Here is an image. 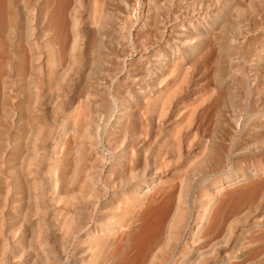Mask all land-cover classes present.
Here are the masks:
<instances>
[{
    "label": "bare ground",
    "instance_id": "obj_1",
    "mask_svg": "<svg viewBox=\"0 0 264 264\" xmlns=\"http://www.w3.org/2000/svg\"><path fill=\"white\" fill-rule=\"evenodd\" d=\"M33 1L19 0L20 25L0 0V264H264V158L208 178L214 149L200 124L174 139L159 115L157 81L218 16L182 5L195 0H93V37L88 0ZM259 118L250 155L264 152ZM155 129L164 140L145 141Z\"/></svg>",
    "mask_w": 264,
    "mask_h": 264
},
{
    "label": "rangeland",
    "instance_id": "obj_2",
    "mask_svg": "<svg viewBox=\"0 0 264 264\" xmlns=\"http://www.w3.org/2000/svg\"><path fill=\"white\" fill-rule=\"evenodd\" d=\"M208 1L209 2L207 3V1L201 2V0H195L194 3H182V5L184 8L188 7L191 11L194 8H196V10H199L201 7L202 9H204L206 11V13L208 15H211V16L217 15L218 16L217 19L211 22V25L214 28L213 33L206 36V37L205 36L203 37V43L201 44V48L193 56H190L188 58L183 59V61L184 60H186V61L183 62L182 59L179 58L176 60V62L170 63L169 64L170 68L167 69L166 74L163 75L157 81L156 84H157V86L164 87L162 89L161 99L158 103L159 104V111H160L159 115H160L161 120L165 121V124L170 123L169 125H166V128L168 130L172 131V132H170L171 137H173L175 139L181 134L186 135V133L190 131L189 128L191 125L193 126L194 123H199L200 126L202 127V129L204 130L203 132L205 133V135L207 137L206 141L213 144L214 150L212 153V157L210 158V161H209V166L211 168L212 173L211 174H205V176L208 178H211V179H216V178H219V177L221 178V177L228 175L232 170V165L236 162H239L241 166L245 167L247 165H251L250 163H252V162L257 163L258 161L263 160V158H264V152H259V153H255L254 155H250L243 148V146H245V144L248 143L250 148L252 150L254 149V148H252L253 144L255 143V141L258 138L256 136L257 133L255 131L257 128V124L259 123L258 119H260L259 117H261V116H263V118H264V94H261V93H264V61H263L264 60L263 59L264 58V38H261V36L264 37V10H263L264 9V0H260V1L259 0H244V1L243 0H218V1L217 0H208ZM249 1H251V2H249ZM33 2L35 5L39 4L37 0H34ZM218 2H219V4H218ZM261 2H263V3H261ZM3 4L4 3H1L2 9H3ZM93 4H94L93 0L86 1V5L89 7V9H91V11L86 12V14H85V18L87 20L85 29H86L87 33L93 35V37H94L95 32H97L95 30L96 27L91 23L92 21L89 20V16H92V13H93ZM170 4L171 3H169V4L165 3L166 7H168V5H170ZM252 4L255 5L254 7H256V8L252 7L253 6ZM256 5H258V6H256ZM217 6H219V7H217ZM110 7H112L116 13H118L117 12L118 9L122 8L120 3H112L110 5ZM4 8H5V6H4ZM208 8H211V9H208ZM6 9H7V6H6L5 10ZM257 9L259 10V12ZM260 9H262V10L260 11ZM253 10H255V11H253ZM3 11H4V9H3ZM10 12L15 17V19L18 21V23L20 25H22V21H21L22 11L20 8L19 0H12ZM209 12L212 14H210ZM257 13H262V14H257ZM133 14H135V13L132 12V15ZM240 15L242 17L245 15L244 16L245 18L244 17L240 18ZM219 16H220V18L222 16L224 18L222 17L220 19ZM239 19L241 20L242 24L240 23ZM242 20H244V21H242ZM258 20L259 21L262 20V21L259 22ZM249 21H250V23H245V22H249ZM257 22H258L259 27H258V25H256ZM240 26H242V27H240ZM248 26H251V27L248 28ZM135 32H136L135 27H132L127 32L128 43H129L131 38L133 41L135 40V38H134ZM238 33H239V35H237ZM259 35H261V36L259 37ZM228 36H230L233 39L235 37L238 39L236 40V38H235L232 41ZM1 38H2V41L6 45H8V38L5 35H3V33L1 35ZM239 38L243 39L244 41L241 40L240 42H238V40H240ZM255 38H257L258 40ZM220 39L222 42L220 41ZM242 41H243V43H242ZM251 41L252 42L254 41L255 44L253 43L254 44L253 45L251 43ZM231 44L237 45L238 47L236 46L235 48H232ZM249 45H251V46H249ZM247 46H249V47H247ZM245 47L248 49H246ZM235 49H238V50H235ZM247 51H249V52H247ZM232 52H234V53H232ZM241 54L243 57L241 56ZM3 55H5V53L0 51V56H3ZM233 55H234L235 59H233ZM229 57H230V59H229ZM206 58H208V59H206ZM214 58H215V61H214ZM255 58H258L259 60L255 59ZM212 60L214 62H212ZM185 62H187V63L185 64ZM178 64H181L182 66L178 65ZM190 65H192V66H190ZM205 66H207V67H205ZM231 66H232V69L234 66V69L235 68H236V70L239 69V71L236 72L234 69L231 70V68H230ZM239 66H240V68H239ZM255 66H258V67L256 68ZM227 68H228V70H227ZM251 68H253V69H251ZM155 71H156V73H159L158 69H156ZM175 71L177 72V74L175 73ZM171 73L173 75H171ZM186 74L188 76H186ZM215 75H216V78H215ZM218 75H219V77H217ZM237 75L241 76L243 78H241V77L238 78ZM188 77L189 78L192 77V78L189 79ZM220 77L222 79H224L225 81L220 79ZM167 80H170V82H169L168 86H165V84L167 83ZM200 80H201V82H200ZM214 80H217L218 82L214 81ZM220 80H222L224 82H222V81L220 82ZM233 80H236V81H233ZM239 80H240V82H239ZM226 81H228L230 83H228V82L225 83ZM184 82H186V83L188 82V84H184ZM238 83H240V84H238ZM241 83H243V84H241ZM237 85H239V86H237ZM233 87H235V88H233ZM238 87L240 89H238ZM219 88H221V89H219ZM204 89H205V91H204ZM235 89H237V91H235ZM243 89H244V91H243ZM202 91H204V92H202ZM236 92L237 93L239 92L238 94H236L237 96L235 95ZM243 92H245V93L242 95L241 93H243ZM259 93H260V95H259ZM204 94H208V95L205 96ZM240 94L242 95V98H241ZM221 98H222V100H219ZM213 99L216 102L211 101ZM233 100H234V102H233ZM255 100H257V101H255ZM209 101H211V102H209ZM252 101H255L257 103V106L255 105L256 103L254 102V104H253ZM217 102H220V103H217ZM165 103L169 104V105L166 104V106L169 108L164 106ZM207 103H208V105H206ZM216 103H217V108H215ZM184 104L186 105V107ZM231 104H233V105H231ZM240 104H241V106H239ZM252 104L255 105L256 107L252 106ZM193 105H194V107L192 108ZM212 105H214V106H212ZM258 105H259V107H258ZM206 106H208V107L206 108ZM242 106L244 109L242 108ZM161 107L163 109H161ZM236 107H238L240 109H237ZM252 108H253V110H251ZM196 109H198V110H196ZM204 109H207V110L204 111ZM233 110H235V111H233ZM240 111H242V112H240ZM165 112H166V114H165ZM214 113H216V116ZM237 113H240V114H237ZM211 115L214 116V117L212 116L213 119L209 118ZM229 115H230V117H234L235 115L241 116V118H243V121H241V126H236L235 123L230 120ZM201 116L203 117L202 119H201ZM193 117H195V118H193ZM191 118H192V120H191ZM216 119H217V121H216ZM209 121H210V123H209ZM226 121L228 122V124L226 123ZM223 124L228 125L231 129L228 126H225ZM232 124H233V126H232ZM166 128H165V130H167ZM204 128H206V129H204ZM236 128H238L239 130L238 129L236 130ZM210 129H212V130H210ZM165 130L160 132L159 130L155 129L153 131V133L149 134V135H147L148 133L147 134L145 133L143 139L145 141H147L152 136H154V137L156 136L157 137L156 142L161 143L164 140L163 134H164ZM185 131H187V132H185ZM247 131H250V132H247ZM252 131L254 132V134ZM237 132H239V134ZM246 133H248V134H246ZM263 134H264V131H263ZM237 135H239V136H237ZM147 137H149V138H147ZM194 138H195L194 135L191 136V138L189 137V139H191V140ZM217 139H219V140H217ZM212 140H214V141L212 142ZM227 141H229V142H227ZM224 143H226V144H224ZM229 144H231V145H229ZM237 145H238V147H237ZM240 145L242 146L241 150L239 148ZM227 146H229L228 148L230 149V151L227 148ZM218 147H219V149H218ZM215 148H217V149H215ZM226 148H227V150H226ZM203 150H204V146L202 147V151ZM215 150H217V151H215ZM221 150H222V152H221ZM240 153H241L240 156H242L243 154H245V155L240 157L239 156ZM223 154L226 158H224ZM257 156L259 159L256 158ZM219 157H220V159L224 158L226 160H223V159L220 160ZM254 157L257 161L254 159ZM241 158H243V159H241ZM218 160H220V161H218ZM251 160H252V162H251ZM222 161H224V163ZM225 162H226V164H225ZM220 168H222V169H220ZM213 173H214V176H213ZM197 193L201 194L200 191H197ZM146 241H148V240H145V244H146Z\"/></svg>",
    "mask_w": 264,
    "mask_h": 264
}]
</instances>
